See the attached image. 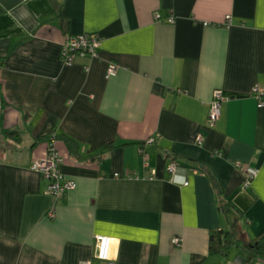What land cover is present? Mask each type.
Masks as SVG:
<instances>
[{"label": "crops", "instance_id": "0c3cea01", "mask_svg": "<svg viewBox=\"0 0 264 264\" xmlns=\"http://www.w3.org/2000/svg\"><path fill=\"white\" fill-rule=\"evenodd\" d=\"M82 33L98 56L64 64ZM0 61V264H107L98 235L115 264H245L210 254L209 233L228 225L221 199L245 209L244 240L264 230V0H0ZM216 90L230 97L211 126ZM110 142L131 143L95 159ZM51 144L76 182L61 198L30 167ZM162 149L199 167L176 166L187 185Z\"/></svg>", "mask_w": 264, "mask_h": 264}, {"label": "built area", "instance_id": "2783aa9c", "mask_svg": "<svg viewBox=\"0 0 264 264\" xmlns=\"http://www.w3.org/2000/svg\"><path fill=\"white\" fill-rule=\"evenodd\" d=\"M169 22H173L172 18L168 19ZM231 22V17H226V25ZM98 39L96 36L88 33H82L77 35H69L62 49V61L66 65H72L76 59L83 58L86 56L97 57L98 56ZM117 71L116 65L110 63L107 69V76L114 75ZM252 94L258 98L260 104L264 103V88L254 86L252 88ZM229 95H226L221 90H216L214 93V98L211 102V110L209 115V124L212 126L217 124L222 115L223 104L229 99ZM156 140L155 136H150L146 143L154 144ZM204 137L200 136L199 142L203 141ZM62 159L58 151L51 144L48 150V153L45 158L34 160L31 162L30 167L34 170L40 171L45 179L48 180L47 190L52 193L56 198L63 197L69 190H72L76 187V182L73 179L66 178L60 172V164ZM170 180L176 183H182L187 185L189 182L184 176H181L177 173L175 163L169 165ZM259 172L258 168H247L246 176L242 183V190L249 187L252 179ZM117 176V173H116ZM50 217L54 216L52 211L47 214ZM97 241V254L96 258L99 260L107 261V264H115L109 259V251L111 238L108 236L98 235L96 237ZM175 243H179L180 239L175 238ZM84 264H89L85 262Z\"/></svg>", "mask_w": 264, "mask_h": 264}, {"label": "trees", "instance_id": "16d2710c", "mask_svg": "<svg viewBox=\"0 0 264 264\" xmlns=\"http://www.w3.org/2000/svg\"><path fill=\"white\" fill-rule=\"evenodd\" d=\"M2 63L0 61V68L2 67ZM8 135H14L15 138H19V130L9 131ZM63 138L70 149L74 151L76 148V142L69 138L66 135H63ZM131 143V142H130ZM129 142H110L106 145V147L98 152L94 158L101 161L104 160V156L114 147L123 146L126 144H130ZM163 157L166 160H170L175 163L178 167H184L186 169H198L199 167L194 165L193 160H181L174 153L169 150L162 149ZM201 170H204L206 175L210 178L213 186L218 190L219 193H222L221 183L218 178L208 169L201 166ZM249 191V187L244 190H240L239 198L244 197V193ZM247 199V197L245 196ZM248 206V205H247ZM246 206V207H247ZM237 209V213L233 210V208ZM219 209L224 212L227 218L228 225L227 227H221L217 229H213L209 233V253L217 254V255H228L230 249L237 248L239 254L243 257L245 264H253L255 262H264V230L261 231L258 235L250 238L249 240H244L242 231H241V215L243 214L245 209L237 208L233 199L225 200L221 199L219 202ZM239 212V213H238Z\"/></svg>", "mask_w": 264, "mask_h": 264}, {"label": "rangeland", "instance_id": "374dc122", "mask_svg": "<svg viewBox=\"0 0 264 264\" xmlns=\"http://www.w3.org/2000/svg\"><path fill=\"white\" fill-rule=\"evenodd\" d=\"M60 157H61V155H60ZM61 159H62V157H61Z\"/></svg>", "mask_w": 264, "mask_h": 264}]
</instances>
